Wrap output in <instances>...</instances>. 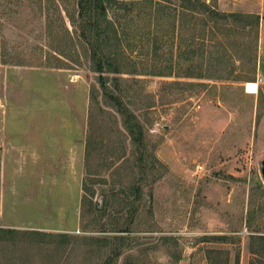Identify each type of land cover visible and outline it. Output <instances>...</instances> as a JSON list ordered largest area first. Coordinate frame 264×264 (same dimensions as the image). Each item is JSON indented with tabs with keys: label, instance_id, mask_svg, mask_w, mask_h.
Listing matches in <instances>:
<instances>
[{
	"label": "rangeland",
	"instance_id": "obj_1",
	"mask_svg": "<svg viewBox=\"0 0 264 264\" xmlns=\"http://www.w3.org/2000/svg\"><path fill=\"white\" fill-rule=\"evenodd\" d=\"M62 1L0 0V50L3 59L13 64L17 62L20 66L8 64L7 73L0 72L1 104H4L3 88L9 90L8 95L12 97L21 89L29 93L30 88L35 86L39 87V92L44 93V87L50 91L49 85L36 81L45 78V75L58 77L57 72L47 71L52 69L47 66L55 62L51 55L56 44L51 34L62 33L65 27L70 32L72 30L62 12ZM149 1L152 6L167 4L166 0H114L111 3L108 16L117 20L123 44L127 45L124 54L138 69L153 61V64L161 66L160 69H166L169 64L177 69L181 67L180 72L184 73L185 62L175 57V47H171V41L162 33L166 28L165 12L159 15L150 12ZM202 1L209 3L211 0ZM244 5L240 0L232 5L222 4V7L217 2L213 4L221 12L233 10L252 14ZM156 17L159 25L162 24L158 29L153 28ZM227 41L222 43L229 49ZM65 47L69 48L67 44ZM261 58L262 74H257L256 69L252 73L251 67L255 63L246 62L240 72L236 71L239 74H236L238 79L235 81L228 79L230 75L224 71L217 77L213 76L215 80L137 76L140 82L135 85L137 89H132L142 95L139 97L140 106L147 104L149 99L156 101L153 108L139 109L136 114L145 127L149 151L163 165L158 170L160 176L154 182L150 176L143 181L137 176L132 178L130 169L126 167L130 163L121 166L122 169L117 172H113L115 166L102 172L104 162L94 165L93 170L98 175L90 176L98 184H87L96 192L94 201L101 205L104 195L118 194L113 206L119 210L125 206L121 193L128 186L129 179L136 182L137 177L143 191L139 204L143 211L139 219L131 225L129 234L87 232L82 229L67 234L44 231L57 238H42L40 241L43 242L39 243L37 237V244L31 243L30 248L21 247L20 252L27 256L29 263L263 264L264 244L256 237L264 235V179L261 173L264 159V42ZM257 60L258 44L256 68ZM65 62L69 69L54 68L53 71H67L61 76L79 77L86 83L88 112V93L89 88L96 85L95 74L82 58L79 66ZM12 67L18 69L13 70ZM236 70H239L238 67ZM12 73L22 74L14 79L11 78L14 77ZM125 78L129 79L128 76ZM245 79L257 84L254 94L246 92ZM164 81L181 84L160 90ZM184 83H192V86ZM24 95L27 99L30 96ZM18 98L16 95L14 99ZM2 106L5 108L6 105ZM11 109L7 115L8 123ZM128 151L130 153L129 147ZM28 200L30 197H22L19 201L21 211L17 212V216L34 220L38 213H32L31 207L35 206L31 205L37 198L31 197L32 204ZM36 209L42 216L44 204ZM124 209L119 212V224L115 225H123L127 211L126 207ZM45 219L49 220V216ZM104 219L107 229L115 227L113 214ZM10 222L14 223V220ZM23 224L31 225L29 222ZM113 235L130 238L127 239L130 247L123 250L118 258L110 255ZM83 237L96 241L91 240L86 246Z\"/></svg>",
	"mask_w": 264,
	"mask_h": 264
},
{
	"label": "trees",
	"instance_id": "obj_2",
	"mask_svg": "<svg viewBox=\"0 0 264 264\" xmlns=\"http://www.w3.org/2000/svg\"><path fill=\"white\" fill-rule=\"evenodd\" d=\"M112 2L114 0L62 1V12L72 30L70 32L65 27L62 33L59 31V33L51 34L56 44V47L52 48L53 55H51L55 62L54 65L49 66V64L47 67L69 69L65 61L79 66L80 58H82L88 64L89 70L95 74L96 85H92L88 93L80 228L87 232L129 234L131 225L139 219L142 210L139 204L142 201L143 191L137 183L139 182L137 177L142 178L141 181H143V178L150 176L151 181L154 182L160 176L158 170L163 167L149 151L145 127L136 114L142 109L153 108L156 101L149 99L147 104L143 103L140 106L139 97L142 95L138 90L132 89L135 87L137 89L135 85L140 82L136 77L143 75L165 79L175 78L172 80L198 77L215 80L218 74L224 71L230 75L228 79L234 80L238 79L235 76L239 74L237 72H240L243 63L246 62L255 63L251 67L253 73L256 69L260 17L257 14L221 12L213 6V4L216 5L215 0L209 3L202 0H174L173 2L166 0V5L155 6H152L153 3L149 1L150 12L154 11L156 15L165 12L166 28L162 33H165L167 39L171 41V47H175V57L185 62L186 71L181 73V67L177 69L169 64L165 66L166 69H160L161 66L153 64V61L138 69V66L132 65L124 54L127 45L123 44L122 33H119L116 24L117 20H112L108 16ZM161 26L156 17L153 28L158 29ZM226 39L229 49L222 43ZM66 44L68 49L65 47ZM153 50L156 52L155 48ZM170 54L171 60L172 53ZM0 63L13 64L3 59L2 50H0ZM175 63L177 64V61ZM16 64L19 65L17 62ZM236 64H240L237 65L239 70H236ZM193 67L196 73L193 72ZM215 75L216 77H213ZM126 76L129 79L125 78ZM244 81L253 82L247 79ZM162 84L160 90L166 87L171 89L181 83L164 81ZM184 84L192 86V83ZM104 162L106 164L101 165ZM127 163H130L126 167L130 169L132 178L137 177L136 182L132 178L129 179L128 186L121 193L125 206H121L119 210L114 209V199L117 200L118 194L112 193L103 196L102 205L94 201L96 192L89 186L98 184V181L90 179V176L98 174L93 170V166L101 165L102 172L109 171L115 166L113 172H117ZM125 207L127 211L124 214L123 225H115L119 224L117 222L118 216L121 215L119 212ZM109 214H113L116 221L115 227L111 229L106 228L107 221L104 219ZM37 237L39 243L43 242L40 241L42 238H57L55 235L44 232L0 228V264H31L27 256L24 257V253L20 251L21 247L30 248L31 243L37 244ZM83 238L86 246L91 240L94 243L96 241L90 237ZM256 238L264 244V235ZM127 239H130L127 235H113L109 246L112 257L118 258L123 250L130 247Z\"/></svg>",
	"mask_w": 264,
	"mask_h": 264
},
{
	"label": "crops",
	"instance_id": "obj_3",
	"mask_svg": "<svg viewBox=\"0 0 264 264\" xmlns=\"http://www.w3.org/2000/svg\"><path fill=\"white\" fill-rule=\"evenodd\" d=\"M234 1L236 0H216L220 7L222 4L232 5ZM240 3L245 4L247 12L260 17L256 68L260 75L263 63L264 0H240ZM7 65L0 63V68H5L0 69L4 75L7 73ZM12 69L17 70L18 67ZM47 71L57 72L59 78L45 75V78L36 82L49 85L50 91L44 87L42 93L35 86L30 88L29 93L21 89L13 97L8 95L9 90L6 88L1 92L6 106L1 108L4 104L0 100V228L49 231L54 234L75 233L81 229L87 87L79 77L61 76L67 71ZM21 74L12 73L14 77L11 78L16 79ZM4 81V85L7 84L5 78ZM24 94L30 95L29 98ZM16 95L19 97L17 100L14 99ZM10 107L11 120L8 123ZM22 197H30V204L33 203L31 197L37 198L31 205L35 206L31 207L32 213H38L34 220L17 216V212L21 211L19 201ZM42 204L44 209L41 216L36 208ZM47 215L49 220L45 219ZM13 220L14 223L10 222ZM26 222L31 225L23 224ZM34 222L36 224H32Z\"/></svg>",
	"mask_w": 264,
	"mask_h": 264
},
{
	"label": "bare ground",
	"instance_id": "obj_4",
	"mask_svg": "<svg viewBox=\"0 0 264 264\" xmlns=\"http://www.w3.org/2000/svg\"><path fill=\"white\" fill-rule=\"evenodd\" d=\"M246 86V92L250 93V94H254L256 92L257 89V84L254 82H248L245 84Z\"/></svg>",
	"mask_w": 264,
	"mask_h": 264
},
{
	"label": "water",
	"instance_id": "obj_5",
	"mask_svg": "<svg viewBox=\"0 0 264 264\" xmlns=\"http://www.w3.org/2000/svg\"><path fill=\"white\" fill-rule=\"evenodd\" d=\"M261 173H262V177L264 179V159L261 162Z\"/></svg>",
	"mask_w": 264,
	"mask_h": 264
}]
</instances>
